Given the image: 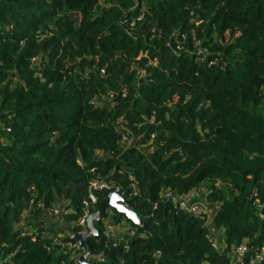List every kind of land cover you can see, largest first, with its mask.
Returning <instances> with one entry per match:
<instances>
[{
  "label": "trees",
  "instance_id": "trees-1",
  "mask_svg": "<svg viewBox=\"0 0 264 264\" xmlns=\"http://www.w3.org/2000/svg\"><path fill=\"white\" fill-rule=\"evenodd\" d=\"M92 169L125 196L135 183L148 224L127 250L97 224L98 264H231L233 243L264 245V0H0V264H80L44 216L65 201L78 234ZM202 185L225 250L162 198Z\"/></svg>",
  "mask_w": 264,
  "mask_h": 264
},
{
  "label": "built area",
  "instance_id": "built-area-1",
  "mask_svg": "<svg viewBox=\"0 0 264 264\" xmlns=\"http://www.w3.org/2000/svg\"><path fill=\"white\" fill-rule=\"evenodd\" d=\"M144 18V12L137 17V21H140ZM186 34H183V40L177 42V46L175 48V52L179 53L184 48V40L186 39ZM207 53V49H201L199 50V60L203 61L205 59V54ZM104 70L102 71V73ZM102 100H113L114 99V93L110 92L108 94H103L100 97ZM119 124L121 126V132H122V139L121 143L123 145L129 146L132 143L131 138V130L120 120ZM154 136V135H153ZM96 155L99 158L105 157L106 155L97 152ZM93 174H95L90 180L88 184V193L87 197L83 202V215L79 218L78 223L76 226H80L82 230L79 233H85L87 232L86 229V219L89 215L90 210H96L98 205L100 204L98 199V192H107L109 189L112 188V182L110 180H107L105 177H102L98 174H96L95 169L91 170ZM130 179L134 181V177L130 175ZM132 193H130V196H125L129 200H133L132 197L138 196L141 194L139 188L136 186L135 183L132 184ZM209 190H205V193H208ZM106 198V197H105ZM162 198L168 202H172L177 209V211H183L185 213H189L192 215H197L204 217L206 220V224L209 229V233L207 234V237L211 243V246L217 250H225L226 243L224 238V230L219 229L216 227V225L213 223V218L215 214L217 213V210L219 209V203L218 202H210L207 200H199L196 199L195 196H192L188 193V195H178L171 190H166L162 193ZM212 204V206H211ZM43 204H39V206H42ZM126 206L130 208V205L126 203ZM155 207L157 205L155 204ZM257 207V213L261 219L264 218V214L262 212L263 205L260 203V201L256 202ZM133 208V207H132ZM49 214L61 218L62 214H68L73 212L72 208L68 207V204L66 202H63L62 205L56 206L54 205L50 209L47 210ZM117 212L109 207L106 210V215L102 219L104 232L106 235V238L108 242H112L113 246L117 247L118 245L124 243V247L127 250L129 248V243L125 242L127 236L133 237L136 236L138 233L139 226L135 225L130 219H128L126 216H123L121 219L117 218ZM69 227H65L62 233H64V237H61L62 239H69L76 235L75 231H70ZM120 231V232H119ZM78 233V234H79ZM44 236L53 238L54 241H56V237H54L51 232L48 230L44 231ZM60 238V239H61ZM70 244V243H69ZM73 245V244H72ZM77 245V244H75ZM73 245V246H75ZM80 246L77 245V248ZM50 250V247H48ZM75 256L77 254L75 251L73 252ZM162 252L161 250H155L153 252L154 257L158 260L161 256ZM228 256L231 258V264H264V245L259 247L256 251H253L247 240H243L242 242H236L233 243L230 246ZM90 261L92 263L98 264L105 260V258L100 255H94L92 254L89 257ZM153 262L152 264H158V261Z\"/></svg>",
  "mask_w": 264,
  "mask_h": 264
},
{
  "label": "water",
  "instance_id": "water-1",
  "mask_svg": "<svg viewBox=\"0 0 264 264\" xmlns=\"http://www.w3.org/2000/svg\"><path fill=\"white\" fill-rule=\"evenodd\" d=\"M112 188L105 192V199L100 202L96 210H90L86 219L87 232L76 234L74 237L67 239L70 244H79L83 248V253L79 257L80 264H95L92 263L89 257L93 254L89 239L100 237L97 224L101 223L102 219L106 215L107 208H113L119 215H124L130 219L135 225L140 228H148L147 222L143 219L142 215L137 213L132 207L133 201L124 196L125 192L116 185L112 180ZM126 203L130 205V208L126 206Z\"/></svg>",
  "mask_w": 264,
  "mask_h": 264
},
{
  "label": "crops",
  "instance_id": "crops-1",
  "mask_svg": "<svg viewBox=\"0 0 264 264\" xmlns=\"http://www.w3.org/2000/svg\"><path fill=\"white\" fill-rule=\"evenodd\" d=\"M203 192H204V187H201L199 189L192 190L189 194H193V196H195L196 199L207 200L206 199V193L203 194ZM63 202H65V201L57 202L55 205L56 206L62 205ZM211 206H212V204H211ZM47 218H51V219H54L56 221L53 222L52 224L51 223L48 224V221H47L48 219ZM44 222H45L44 226L46 227V229H48L49 232L54 234L53 235L54 237H56L58 239H60L61 237H64L63 236L64 233H62V232H63V230L65 229L66 226H64V224L62 222V218L55 217V216L49 214V212L47 211V214L44 216ZM77 245H79V244L77 243Z\"/></svg>",
  "mask_w": 264,
  "mask_h": 264
},
{
  "label": "rangeland",
  "instance_id": "rangeland-1",
  "mask_svg": "<svg viewBox=\"0 0 264 264\" xmlns=\"http://www.w3.org/2000/svg\"><path fill=\"white\" fill-rule=\"evenodd\" d=\"M202 186H203V187H205L206 185H202ZM190 195H192V196H193V194H190ZM206 197H207V196H206ZM119 217H120V215H119V214H117V218H119ZM47 219H48V220H47V221H48V224H49V223H51V224H52L53 222H55V221H56V220H54V219H51V218H47Z\"/></svg>",
  "mask_w": 264,
  "mask_h": 264
}]
</instances>
